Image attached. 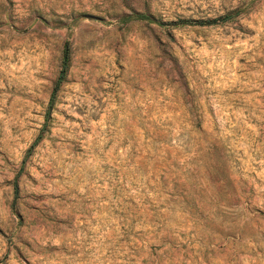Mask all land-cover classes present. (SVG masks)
<instances>
[{
    "label": "rangeland",
    "instance_id": "rangeland-1",
    "mask_svg": "<svg viewBox=\"0 0 264 264\" xmlns=\"http://www.w3.org/2000/svg\"><path fill=\"white\" fill-rule=\"evenodd\" d=\"M0 264H264V0H0Z\"/></svg>",
    "mask_w": 264,
    "mask_h": 264
}]
</instances>
